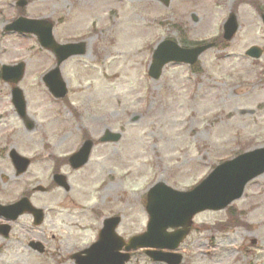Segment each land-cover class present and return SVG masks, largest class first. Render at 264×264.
Wrapping results in <instances>:
<instances>
[{
  "label": "rangeland",
  "instance_id": "374dc122",
  "mask_svg": "<svg viewBox=\"0 0 264 264\" xmlns=\"http://www.w3.org/2000/svg\"><path fill=\"white\" fill-rule=\"evenodd\" d=\"M17 1L0 0V68L25 64L17 86L32 128L0 79V204L28 197L44 218L34 226L25 213L12 224L11 235L0 238V264H74L70 256L96 242L109 217L121 218L116 234L124 240L142 234L154 184L189 190L221 162L264 146V27L249 3L264 13V0H171L167 7L154 0H27L24 8ZM231 13L233 39L203 53L195 72L170 64L157 80L147 77L156 44L218 40ZM19 16L49 20L59 44L86 42L85 56L60 67L64 100L41 81L54 57L32 35L4 32ZM251 47L263 50L260 59L245 56ZM106 130L120 140L100 143ZM86 138L94 143L89 161L71 170L65 160ZM11 150L31 161L24 173H16ZM54 170L66 175L68 192L52 185ZM39 187L47 192L34 191ZM145 250L132 251L126 264H163ZM176 251L181 264H264V174L226 209L195 215Z\"/></svg>",
  "mask_w": 264,
  "mask_h": 264
},
{
  "label": "water",
  "instance_id": "95a60500",
  "mask_svg": "<svg viewBox=\"0 0 264 264\" xmlns=\"http://www.w3.org/2000/svg\"><path fill=\"white\" fill-rule=\"evenodd\" d=\"M155 1L164 6H168L170 2V0ZM27 3V0H19L17 6L23 8ZM260 18L264 25V14ZM52 29V24L47 20L19 17L5 26L4 30L7 33L33 35L41 47L54 53L57 60L56 66L44 77V83L55 98L62 99L66 95V84L60 77L59 67L73 56H83L86 52V44L83 42L57 45L53 41ZM237 30L236 15L230 14L223 25V40L230 42ZM212 47L213 44H205L193 48H182L172 40L162 41L154 49L148 76L153 80L159 78L163 68L168 64L194 65L198 58ZM245 55L256 60L261 57L262 50L251 47ZM23 75V63L1 67L0 77L6 83L17 85ZM11 100L18 115L26 120L25 102L19 88H12ZM31 127L32 124L28 121L27 128ZM119 139L120 134L105 132L102 142H118ZM90 149L91 142L87 141L79 152L70 158L69 163L73 168L77 169L86 164ZM10 159L17 174H22L27 170L29 160L18 156L14 151L11 152ZM263 174L264 147H261L216 166L199 185L188 192H178L158 183L147 194L145 210L149 222L145 233L125 242L115 233L120 218H108L102 223L97 241L86 250L72 256L74 264H125L129 261V252L138 249H146V256L154 262L181 264L182 257L173 252L188 235L192 218L204 211L225 209L242 197L248 183ZM54 182L68 191L69 188L63 177L55 176ZM35 191L44 193L45 190L39 187ZM25 213L32 215L35 226L43 221V211L35 209L27 198H22L9 206H0V216L8 221H14ZM3 228L8 229V227ZM168 229L174 231L168 232ZM29 246L38 253L43 252V247L39 243H31ZM162 250L167 252H162Z\"/></svg>",
  "mask_w": 264,
  "mask_h": 264
},
{
  "label": "flooded vegetation",
  "instance_id": "af4514ba",
  "mask_svg": "<svg viewBox=\"0 0 264 264\" xmlns=\"http://www.w3.org/2000/svg\"><path fill=\"white\" fill-rule=\"evenodd\" d=\"M51 54V53H50ZM53 56V55H52ZM55 60V59H54ZM104 133H105V131H104ZM103 133V134H104ZM102 137H103V135H102ZM101 137V138H102ZM101 138L99 139V141L101 140ZM85 141H91V147L93 148V146H94V143H93V141L92 140H89L88 138H86L82 143H81V145L85 142ZM80 148H81V146H80ZM79 148V149H80ZM78 149V150H79ZM6 153H7V148H6ZM62 162V161H61ZM65 163H67V165L70 167V169L71 170H78V171H80L85 165H87V164H85L84 166H82L81 168H79V169H73L72 167H71V165L69 164V156L66 158V160H65ZM52 176L54 177V176H62L66 181H67V177H66V175L65 174H63V173H61L59 170H54L53 171V174H52ZM56 189H58V188H56ZM14 222H8V221H6L4 218H2V217H0V238L1 239H7L10 235H11V232H12V224H13ZM4 226H8V229H4L3 227ZM2 227V228H1Z\"/></svg>",
  "mask_w": 264,
  "mask_h": 264
},
{
  "label": "trees",
  "instance_id": "16d2710c",
  "mask_svg": "<svg viewBox=\"0 0 264 264\" xmlns=\"http://www.w3.org/2000/svg\"><path fill=\"white\" fill-rule=\"evenodd\" d=\"M242 2H245V0H241ZM255 9L257 12L261 13V9L259 7V4L257 2H249ZM182 37V36H181ZM182 40H180V44L183 46V47H189V46H192V45H196L198 43H195V44H187V42H185V38L182 37L181 38ZM215 46L217 47L218 45L219 46H222L224 47L225 46V43L223 42L222 38L220 37L218 40H215Z\"/></svg>",
  "mask_w": 264,
  "mask_h": 264
}]
</instances>
